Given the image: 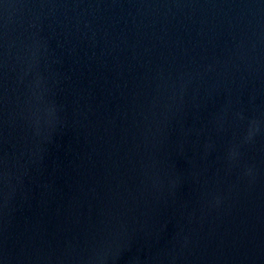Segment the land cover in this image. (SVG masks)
Listing matches in <instances>:
<instances>
[{
  "label": "water",
  "instance_id": "1",
  "mask_svg": "<svg viewBox=\"0 0 264 264\" xmlns=\"http://www.w3.org/2000/svg\"><path fill=\"white\" fill-rule=\"evenodd\" d=\"M0 264H264V0H0Z\"/></svg>",
  "mask_w": 264,
  "mask_h": 264
}]
</instances>
